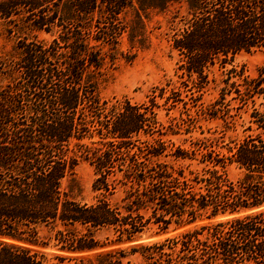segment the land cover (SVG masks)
Returning a JSON list of instances; mask_svg holds the SVG:
<instances>
[{
	"label": "trees",
	"instance_id": "obj_1",
	"mask_svg": "<svg viewBox=\"0 0 264 264\" xmlns=\"http://www.w3.org/2000/svg\"><path fill=\"white\" fill-rule=\"evenodd\" d=\"M170 6L180 24L170 42L176 79L141 102L100 97L106 59L122 53L123 37L133 54L146 48L142 14ZM0 25L17 35L13 52H0V264H42L32 246L49 245L43 228L62 251L51 264H135L130 255L140 264H264V67L251 78L232 65L240 52H264V0H0ZM215 68L224 86L205 106ZM249 104L238 140L193 137L198 121ZM179 107L160 122V110ZM81 160L96 175L91 201L63 185Z\"/></svg>",
	"mask_w": 264,
	"mask_h": 264
},
{
	"label": "rangeland",
	"instance_id": "obj_2",
	"mask_svg": "<svg viewBox=\"0 0 264 264\" xmlns=\"http://www.w3.org/2000/svg\"><path fill=\"white\" fill-rule=\"evenodd\" d=\"M175 7L170 6L166 11L151 10L142 14L144 28L148 37L147 47L143 50H137L133 54V50L129 52L125 37H123L120 52L115 55L113 60L106 59L104 66V74L101 79L99 87V95L104 99L108 98H122L128 97L133 102H141L145 99L149 90L167 79H176L174 76L177 55L171 50L170 42L172 34L177 30L180 24L178 18L173 19ZM132 13L126 15V20L132 18ZM37 38L44 41H49L51 35L46 33H38ZM17 41L16 34H8L4 27L0 25V52H13ZM237 70H241L244 76L257 77L264 67V52L255 50L250 53H238L232 62ZM231 65H227L226 69ZM214 78V82H210L203 94V102L206 106L212 102L214 97L218 96L220 89L224 86L222 80L226 77L225 71L221 68H215L210 74ZM237 78H233V80ZM229 98V97H228ZM263 98L257 99V103ZM234 104V102H232ZM244 108L247 112L244 113ZM241 108L237 111L238 115L233 118H215L200 120L197 125H200L203 134H200V129L196 128L193 131V137H215L222 135L224 142L230 144V140H238L242 137L244 127L247 124L248 112H250V104L247 107ZM172 110L166 115L164 110H160L158 118L163 124H167L170 116L179 117V110ZM194 114L193 111H190ZM234 113V111H233ZM240 116V117H238ZM174 141H179L180 136H167ZM192 168H196L194 165ZM226 172L230 179L235 180L239 176V170L234 165H227ZM94 168L85 160H81L74 168L72 176L63 181V185H71V195L84 201H91L97 192L93 190L92 185L95 180ZM220 217L213 219L218 220ZM207 220L197 221L194 224L174 228L171 227L163 234H155L153 231L145 232L138 242H152L162 240L165 237L175 235L186 228L192 227L196 224L205 223ZM49 231L45 228L41 229L40 236L42 241L49 242V245L44 247L41 245H33L32 248L43 255L42 264H51L54 259L53 256L62 253L55 246V241L49 239ZM104 233L100 238L104 240ZM132 243L122 244L121 247L128 248ZM129 259L135 264H140V259L137 255H130Z\"/></svg>",
	"mask_w": 264,
	"mask_h": 264
}]
</instances>
